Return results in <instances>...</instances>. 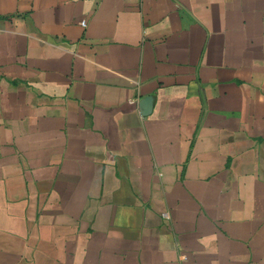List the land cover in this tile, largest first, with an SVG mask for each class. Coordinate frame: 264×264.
Instances as JSON below:
<instances>
[{
	"label": "crops",
	"instance_id": "crops-1",
	"mask_svg": "<svg viewBox=\"0 0 264 264\" xmlns=\"http://www.w3.org/2000/svg\"><path fill=\"white\" fill-rule=\"evenodd\" d=\"M0 264H264V0H0Z\"/></svg>",
	"mask_w": 264,
	"mask_h": 264
},
{
	"label": "built area",
	"instance_id": "built-area-1",
	"mask_svg": "<svg viewBox=\"0 0 264 264\" xmlns=\"http://www.w3.org/2000/svg\"><path fill=\"white\" fill-rule=\"evenodd\" d=\"M80 24H81L82 26H85V23H84V22H81Z\"/></svg>",
	"mask_w": 264,
	"mask_h": 264
}]
</instances>
